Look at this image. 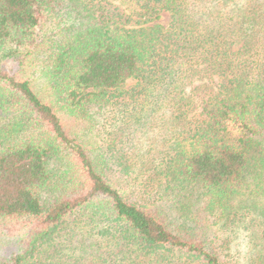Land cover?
<instances>
[{
    "label": "trees",
    "instance_id": "1",
    "mask_svg": "<svg viewBox=\"0 0 264 264\" xmlns=\"http://www.w3.org/2000/svg\"><path fill=\"white\" fill-rule=\"evenodd\" d=\"M0 234V264H264V0H0Z\"/></svg>",
    "mask_w": 264,
    "mask_h": 264
},
{
    "label": "rangeland",
    "instance_id": "2",
    "mask_svg": "<svg viewBox=\"0 0 264 264\" xmlns=\"http://www.w3.org/2000/svg\"><path fill=\"white\" fill-rule=\"evenodd\" d=\"M167 19H168V15L165 13L163 15V18L160 21L162 23H166ZM130 83L131 82H129L128 84H130ZM10 238H11L10 236L6 237V236L0 234V251H2V250L10 251L11 249H14L13 247H11L13 245L14 239L10 240ZM242 239L244 240V238H242V237L239 240L241 241ZM239 240H238V242H240ZM5 241H8V242H5ZM238 245H239V243H238ZM243 247H244V245L242 243H240L239 248L243 249Z\"/></svg>",
    "mask_w": 264,
    "mask_h": 264
}]
</instances>
